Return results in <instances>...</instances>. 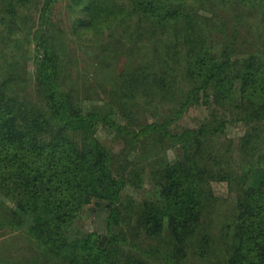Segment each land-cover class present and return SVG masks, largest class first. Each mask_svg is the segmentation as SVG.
Returning a JSON list of instances; mask_svg holds the SVG:
<instances>
[{
    "label": "trees",
    "instance_id": "1",
    "mask_svg": "<svg viewBox=\"0 0 264 264\" xmlns=\"http://www.w3.org/2000/svg\"><path fill=\"white\" fill-rule=\"evenodd\" d=\"M55 1L0 0V228L29 219L34 243L0 264H264V0H68L70 32L93 59L81 85L69 83L76 60ZM31 43L42 55L27 76ZM202 103L212 119L169 129ZM226 106L246 126L241 171L218 140ZM213 180L236 194L218 236ZM145 181L154 198L123 193ZM91 206L107 211L103 237L74 227Z\"/></svg>",
    "mask_w": 264,
    "mask_h": 264
},
{
    "label": "rangeland",
    "instance_id": "2",
    "mask_svg": "<svg viewBox=\"0 0 264 264\" xmlns=\"http://www.w3.org/2000/svg\"><path fill=\"white\" fill-rule=\"evenodd\" d=\"M67 1L68 0H56L52 5L51 14L53 21H55L62 30L61 35L66 37L65 43L68 48H70L71 55L76 60V63H73L70 70H68L70 71L69 83L81 85L83 78H80L79 76L85 77L86 74L90 75L89 73L92 68L89 65V62L93 59L91 57L90 49L87 46L88 43L84 42L83 40H77L70 32V18L65 6ZM59 38L62 37L57 36L58 40ZM28 47L29 51L24 60V72L27 76L29 74H35L42 55V51L38 50L35 47V44L31 43ZM77 78L79 79L77 80ZM76 80L77 82H75ZM90 83H96L93 79V75H91ZM101 87L104 88L103 85ZM107 87L109 86H106L105 89H108ZM102 88H100L102 97L101 99L104 100L107 94ZM89 101L93 104L103 103L98 99ZM172 106V103H165L163 109L167 110ZM215 108L217 110V114L220 116L223 113L222 109L218 106H215ZM224 110V118L228 121L225 125L224 131L219 133L218 140L224 146L230 149L228 154L230 155L229 158L232 159V166H234L238 171H241L240 167L246 163L247 158L240 149L239 138L243 135L246 126L241 120L236 121L230 119L234 110L232 107L230 108L229 106H226ZM213 111L214 110L205 103L188 106L176 120L169 124V129L173 132H177L187 127H198L201 123L208 122L210 119H212L213 113H215ZM114 112L115 115L113 116L121 121V113L118 110H115ZM158 117H160V114L152 115L150 112H147L143 119H148L150 121ZM96 128V136L101 141H103L107 146L111 147L114 151H121L124 146L121 137H117L111 129L106 128V126L102 124H98ZM262 128L264 130V123ZM167 154L169 159H172L174 157V150L168 148ZM212 188L214 193L219 197V207L211 217L213 220L212 227L218 236L220 233V228H222L224 223L229 221V217L233 213L232 201L235 200L236 194L230 189L226 180H213ZM153 191V185L145 181L140 189L135 190L126 187V190H124L123 193H129L133 198L141 200L142 198H154L155 194ZM107 216V211L104 209V207H85L81 214L76 218L74 227L75 229H79L84 233L88 231H96L103 237L106 232ZM30 222L31 221L29 219H26V224L24 225L23 229L7 230L0 228V258H12L17 254L26 257L28 254H30V250H32L34 243L32 242V238L27 230H25ZM192 261L195 264H199L195 260Z\"/></svg>",
    "mask_w": 264,
    "mask_h": 264
}]
</instances>
